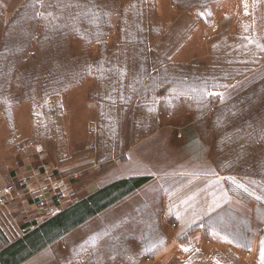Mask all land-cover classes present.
<instances>
[{
	"label": "rangeland",
	"instance_id": "rangeland-1",
	"mask_svg": "<svg viewBox=\"0 0 264 264\" xmlns=\"http://www.w3.org/2000/svg\"><path fill=\"white\" fill-rule=\"evenodd\" d=\"M255 3V14L224 16L220 0H0V163L78 171L81 201L98 185L88 166L100 158L104 175L117 160L123 174L133 147L151 172L210 161L238 200L186 225L167 215L170 191L187 184L176 177L115 195L71 231L84 264H264ZM191 201H178V216L199 214Z\"/></svg>",
	"mask_w": 264,
	"mask_h": 264
},
{
	"label": "crops",
	"instance_id": "crops-1",
	"mask_svg": "<svg viewBox=\"0 0 264 264\" xmlns=\"http://www.w3.org/2000/svg\"><path fill=\"white\" fill-rule=\"evenodd\" d=\"M181 1L178 0V2ZM255 1L260 2L258 13L264 18V0H220L219 6L224 9L221 15L247 16L255 14ZM190 5L181 9L182 14L194 12ZM115 162L116 164L108 165L109 171L104 175L101 174L104 166L100 158L96 159L93 165L88 166L89 169L87 168V170L99 173L98 185L88 191V194L82 196L81 199H86L121 180L150 177L148 182L133 190L137 191L155 179L171 177L175 179L176 177L179 182L184 181L187 184L181 188L174 187L170 191L173 194L172 201L174 203L169 204L167 215L180 218V223L186 225L199 221L204 217V214L210 215L224 205L235 206V202L238 201L232 203L233 196L228 186V178L223 179L222 174L214 168L210 161L195 162L192 164V168L184 171L151 172L148 169V162L136 157L133 147H130L125 151L123 174H119L120 171H118L122 164L118 165L117 160ZM133 166L136 168L133 169ZM38 173L39 168L27 166L25 162L18 164H15V161L0 163V188L10 183L17 187L16 199L7 206L0 207V264H76L78 261L80 264H84L83 258L80 260L77 258L83 254L70 246L69 241L72 229L83 224L86 220L77 221L78 216H73L72 213L74 207L49 217L48 215L56 203L53 201L46 203L44 200H36L23 195V188L25 187L21 183L22 177H27L30 187L33 188L37 185ZM72 173L78 174V178H80V172ZM81 177L84 178V175L82 174ZM187 200H192L191 202L196 209L195 213L200 215H177L176 209L183 208L178 201ZM175 237H178V233ZM162 251L163 249L156 254L160 255ZM172 255H176L174 249Z\"/></svg>",
	"mask_w": 264,
	"mask_h": 264
},
{
	"label": "built area",
	"instance_id": "built-area-1",
	"mask_svg": "<svg viewBox=\"0 0 264 264\" xmlns=\"http://www.w3.org/2000/svg\"><path fill=\"white\" fill-rule=\"evenodd\" d=\"M92 133H96V121H92ZM90 147L98 148V143L94 140ZM37 185L33 188L27 177H22L21 183L24 191L23 195L36 200H44L46 203L53 201L56 206L49 213V217H53L61 211L67 210L80 200L76 195L73 181L78 178V174L74 173L70 176L64 175L62 168L54 163L46 162L39 168ZM17 187L15 184H7L0 188V207L7 206L11 201L16 199Z\"/></svg>",
	"mask_w": 264,
	"mask_h": 264
},
{
	"label": "trees",
	"instance_id": "trees-1",
	"mask_svg": "<svg viewBox=\"0 0 264 264\" xmlns=\"http://www.w3.org/2000/svg\"><path fill=\"white\" fill-rule=\"evenodd\" d=\"M149 180L150 177H141L136 179H126L118 181L101 189L97 193L89 196L88 198L82 199L77 204L73 205L68 209L74 207V212H72L74 214L73 216H78L77 221L82 222V220H87L89 217L105 209L111 202L116 200V197L118 198L119 195L121 196L126 193H129L135 190L136 188L142 186Z\"/></svg>",
	"mask_w": 264,
	"mask_h": 264
}]
</instances>
